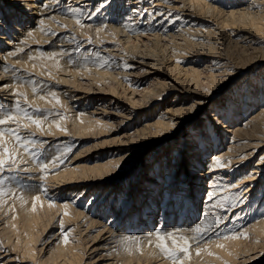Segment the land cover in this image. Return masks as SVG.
<instances>
[{"label": "bare ground", "instance_id": "1", "mask_svg": "<svg viewBox=\"0 0 264 264\" xmlns=\"http://www.w3.org/2000/svg\"><path fill=\"white\" fill-rule=\"evenodd\" d=\"M5 113L0 264H264V0H0Z\"/></svg>", "mask_w": 264, "mask_h": 264}, {"label": "snow or ice", "instance_id": "2", "mask_svg": "<svg viewBox=\"0 0 264 264\" xmlns=\"http://www.w3.org/2000/svg\"><path fill=\"white\" fill-rule=\"evenodd\" d=\"M104 3L106 4L107 0H104ZM13 119H14V117H12L10 115H7V113H5V119H0V125L6 124L8 121L13 120ZM33 123L36 124L38 127L40 126L39 125V121H33ZM3 135H4L3 133H0V136H3ZM14 138L18 142L20 141V137L18 135L14 134ZM65 151H70V149L65 150ZM4 154L8 155V149L7 148L4 149ZM6 163H7L6 160H0V169H2ZM216 163L220 164V161L217 160ZM45 167H46V165H45ZM209 198H211V194H209ZM37 199H39V198L37 197ZM195 231L196 232H200V228L197 227L195 229ZM155 235L157 236V239L159 241V243L157 244V247H159L161 249V251L164 252L167 256L174 257L175 256V252L171 251L167 247V245L164 243V237L161 236L159 232H156ZM168 236L173 241V247L178 248L179 251H181V252L185 253V255H187V253H188V242H187V240H184V245L180 246L177 243V239L175 237H173L170 233L168 234ZM65 243H67V238H65Z\"/></svg>", "mask_w": 264, "mask_h": 264}, {"label": "rangeland", "instance_id": "3", "mask_svg": "<svg viewBox=\"0 0 264 264\" xmlns=\"http://www.w3.org/2000/svg\"><path fill=\"white\" fill-rule=\"evenodd\" d=\"M87 37H85V35L84 36H82L81 37V39L82 40H85V39H90L91 40V36H88V35H86ZM207 42V40L205 41V42H203V43H206ZM37 48H40V47H37ZM48 86H51L50 84H48ZM100 140H97V139H88V140H86V141H84V143H82L79 147H76L75 149H74V151H72V156L73 155H75V157H81V159H84V161H85V159H86V157L87 156H89L90 154H88V152L89 151H91L92 149H93V146H95V144L97 143V142H99ZM88 154V155H87ZM90 164V163H89ZM88 165V164H87ZM249 240H251V241H249ZM253 239H248V241L246 242V249L247 250H249V251H252V250H254V249H256L255 248V246H254V244H258L259 242L258 241H252ZM249 244V245H248ZM253 245V246H252ZM199 258V257H198ZM197 258V259H198ZM196 261V260H195ZM190 264H193V263H190ZM195 264H204V262L203 261H201V263H199V261L197 260L196 261V263Z\"/></svg>", "mask_w": 264, "mask_h": 264}]
</instances>
